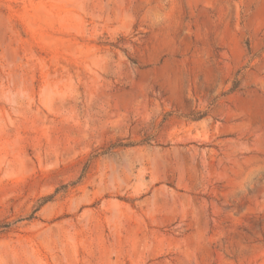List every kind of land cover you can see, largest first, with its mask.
I'll use <instances>...</instances> for the list:
<instances>
[{"label":"rangeland","instance_id":"1","mask_svg":"<svg viewBox=\"0 0 264 264\" xmlns=\"http://www.w3.org/2000/svg\"><path fill=\"white\" fill-rule=\"evenodd\" d=\"M0 264H264V0H0Z\"/></svg>","mask_w":264,"mask_h":264},{"label":"trees","instance_id":"2","mask_svg":"<svg viewBox=\"0 0 264 264\" xmlns=\"http://www.w3.org/2000/svg\"><path fill=\"white\" fill-rule=\"evenodd\" d=\"M50 199V197H47V198H45L44 200H43V202H46V201H48Z\"/></svg>","mask_w":264,"mask_h":264}]
</instances>
